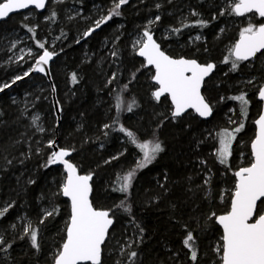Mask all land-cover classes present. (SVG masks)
<instances>
[{"label":"trees","instance_id":"16d2710c","mask_svg":"<svg viewBox=\"0 0 264 264\" xmlns=\"http://www.w3.org/2000/svg\"><path fill=\"white\" fill-rule=\"evenodd\" d=\"M115 1L48 0L41 13L30 9L0 22V87L10 85L0 93V204L15 200L0 217V237L5 240L0 245V264H52L49 256L60 251L70 217L67 201L60 196L65 181L62 168L47 164L57 124L51 87L43 74L30 73L43 51L38 42L45 48L53 43L51 51L56 53L50 72L61 106L59 147L72 151L70 160L80 173L89 171L93 176V206L108 210L114 218L101 264L221 263L222 251L217 248L223 243L222 232L215 218L229 210L239 154L251 156L254 121L261 112L257 94L264 85V55L239 62L236 70L231 68L232 58L224 62L242 31L241 17L231 13L233 0H128L119 9L121 15L95 28L101 9L108 14ZM148 18L155 20L150 31L168 55L215 64L203 86L206 100L215 103L209 119L190 111L173 119L167 96L159 102L150 97L153 85L145 74L153 69L145 67L131 47L132 34L143 33ZM261 23L255 16V24ZM15 34L28 41L31 53L11 51ZM248 75L256 87L241 90L238 83ZM17 76L23 79L13 84ZM241 94L248 100L246 114L240 102L231 99ZM117 95L125 109L135 100L132 112L116 110ZM230 109L241 118L243 128L222 164L217 155L219 134L228 129L224 115ZM121 125L138 142L158 139L164 149L138 170L127 193L118 190L122 177L137 166L143 153L119 131ZM102 157L108 160L99 163ZM251 163L252 158L245 165ZM206 169L211 175L209 191L200 180ZM48 200L54 202L55 211L41 218V204ZM260 208L264 210V205ZM23 210L34 217L31 229L37 231L38 248L32 246L30 234L21 239L7 228ZM188 232L194 236L195 262L183 244ZM131 233V245L106 255L112 241ZM5 245L7 253L2 249ZM133 251L135 257L130 256Z\"/></svg>","mask_w":264,"mask_h":264},{"label":"snow or ice","instance_id":"6c2138e0","mask_svg":"<svg viewBox=\"0 0 264 264\" xmlns=\"http://www.w3.org/2000/svg\"><path fill=\"white\" fill-rule=\"evenodd\" d=\"M127 3L128 0L114 2L108 15L95 22V28H99L101 24L111 20L113 16L121 15L119 9ZM45 4L46 0H4V2H0V18H6L13 11L27 9L32 5L36 9H43ZM231 13L237 16L253 13L264 18V0H233ZM54 15L55 13H53ZM159 19L160 17L157 16L156 20ZM200 23L203 24L202 21ZM95 28L85 32L84 35H90ZM29 31H34V29L29 28ZM174 31H179V29H174ZM136 44L139 45L138 55L146 59L147 65L155 68L152 79L158 88L153 91L152 95L158 102L166 94L170 97L173 106L171 110L173 119L181 117L188 109L195 110L201 117H208L212 114V107L201 94V87L205 77H208L215 68L214 64L203 65L194 59L172 58L161 50L160 44L156 42L148 28L143 32V39L137 40ZM38 47L44 51L36 59L35 67L32 70L44 72V66L53 59L56 53L48 51L44 43L38 42ZM262 50H264V24L257 26L249 23L241 31L239 41L230 50L229 56L225 57L224 62L228 63L229 59L232 58L231 68L236 70L239 62L247 61L255 57L257 53L264 55ZM113 54L115 55V53ZM27 75L29 73L25 72L24 76ZM20 79H23V76H17L12 83L14 84ZM72 80L76 82L75 74L72 75ZM7 87L10 85L4 84L0 87V91ZM125 89H127V85H125ZM259 97L264 100V88L259 90ZM231 99L239 101L241 112L246 114L248 100L245 95L233 96ZM115 100V107L118 112L121 110L133 111L135 100L128 103L126 109L124 101L119 95L116 96ZM256 124L259 126V132L251 145L253 162L250 166L240 168L235 172L238 179L231 199L230 211L225 215L216 217L223 228V243L217 248L218 252L222 251V264H264V210L260 208V205H264V114L260 115ZM105 127L107 128L109 125H105ZM242 128L243 124L241 123L234 130L224 129L219 134L220 146L217 155L220 163H227L231 156L232 143ZM40 131L43 129L41 128ZM119 131L125 133L131 143L135 144L143 153L142 159L137 163V168L147 167L164 150L158 139L141 143L138 142L132 131L122 125ZM53 143L50 141L49 147H52ZM68 156H70V151L61 148L58 151H53L47 161L48 165L62 164L64 166L67 171V178L63 184L62 193L71 201V216L66 228V240L56 255L54 264H101L102 245L105 244L113 220L110 218L109 211L98 210L93 207L89 199V194L92 191L89 182L92 180V175H79L76 165L66 159ZM135 171L136 169H133L122 177L119 191L128 192ZM121 205H123V201ZM129 210L125 209V211ZM7 211V207L0 210V217H3ZM46 215L51 216L53 212H48ZM26 234H30L32 246L38 248L37 231L32 230L30 224L26 229ZM193 241V234L188 232L183 244L191 251V259L195 262L198 254ZM4 244L5 240L0 237V245ZM7 247H11V244H8ZM136 255L135 251L130 253L131 257Z\"/></svg>","mask_w":264,"mask_h":264},{"label":"rangeland","instance_id":"374dc122","mask_svg":"<svg viewBox=\"0 0 264 264\" xmlns=\"http://www.w3.org/2000/svg\"><path fill=\"white\" fill-rule=\"evenodd\" d=\"M2 1V0H1ZM64 0H54V2L56 3H59V2H63ZM116 2V1H115ZM230 5H232V3H230ZM108 11L107 9L105 10V12H103V10L101 9L100 11V15L98 16V19H101L102 17L108 15L107 12ZM28 15H32V13H29ZM255 16H257L256 14H253V13H250V14H247L243 17H241V20L240 22L238 23L239 24V27L243 30L245 27H247L249 25V23L253 24V25H256L255 24ZM155 21L154 19L152 18H148L147 21H146V24H145V29L148 28L149 30L150 29V25L151 23L150 22H153ZM199 37V36H197ZM196 37V40H198ZM140 39H143V34L142 33H139V32H135L132 34L131 36V47L133 50H135V52L137 51V49L139 48V45L136 44V41L137 40H140ZM200 39V37H199ZM53 46V43L50 44V46L48 48H46L48 51H51V48ZM11 51L15 54V55H24L26 53H31V50H30V45L28 44V41L23 37V36H18V34H15L13 40H12V48H11ZM44 51V49H43ZM42 51V52H43ZM140 69V68H139ZM140 70H138L137 72H139ZM145 75H148L149 76V81H151V78L153 76V73L151 72H147V74ZM254 81V78H252V76L248 75V76H243L241 78V80L239 81L238 85H243V88L242 89H245L248 85H251ZM153 85V89L149 92L150 93V97L151 98H154L152 93L153 91L156 89V86L152 83ZM245 86V87H244ZM250 87L254 88L256 87L255 84L251 85ZM221 100V99H220ZM171 104V103H170ZM212 107L214 108L215 106V103H212L211 104ZM172 110V106L170 105L169 107V111L171 113V110ZM192 112V111H190ZM194 113V112H193ZM257 118V117H256ZM224 119L226 120V123H227V127L228 129L231 131L233 130V128L235 127H239V125L242 123L241 122V118L239 116H237V113L234 109H230L225 115H224ZM145 141H154L152 138L150 139H146L144 140L143 142ZM98 149H101L100 147ZM143 155L140 156L139 158H137V162H136V165L137 163L142 159ZM250 158H252V156H249L247 155L245 152L243 153H240L239 154V158H238V163L236 165V169H235V172L241 168V167H245V166H248V165H245L247 164L249 161H250ZM107 161L108 158L104 159V157H102L100 160H99V163H101L100 161ZM98 162V161H97ZM202 165L203 167H205V164L202 162ZM250 165V164H249ZM54 166V165H53ZM57 167V166H55ZM61 169V168H60ZM133 169H136L135 171V175L134 177L138 174V170L140 168H133ZM132 169V170H133ZM62 170V169H61ZM60 172V171H59ZM63 172V170H62ZM64 173V172H63ZM89 171L85 174H88ZM128 173V172H127ZM125 173V175L127 174ZM200 173L199 172V175H197V178L200 176ZM196 178V179H197ZM52 180H50V182L52 183V181L54 182L55 179L54 178H51ZM210 179H211V175H210V172L208 169H206V171L204 170L202 172V175L200 177V180L202 181V184L208 188V191H209V185H210ZM133 182V180H132ZM64 184V182H63ZM62 187L63 185H61V188H60V196L62 197ZM59 191V189H58ZM63 198V197H62ZM64 199V198H63ZM66 200V199H64ZM67 201V200H66ZM15 203V200L14 201H9V204L8 203H2L0 204V210H3L4 208H9L10 206H12L13 204ZM67 204H68V210H69V202L67 201ZM54 202H52V200H48L46 202V204H41V207H40V214H42L41 218H44L46 217V213L48 212H53L54 210ZM69 213H70V210H69ZM111 214V213H110ZM111 216L113 217V215L111 214ZM36 218V216H35ZM34 219V217H33ZM32 217L30 216L29 213H27L26 211L23 210L22 213H20L19 215H17L14 220L12 222H9L8 225H7V228L9 229L10 228V231L18 238H21V239H24V235L26 234V229L28 228V225L32 224ZM69 221V219H68ZM68 225V224H67ZM67 225L65 227V232H66V228H67ZM134 234L131 233L130 236H126V237H121L119 239H117L116 241H112V248L110 249V251L108 252V254L106 255H111V253L113 252H119V251H123L127 245H131L133 242H134ZM63 244V243H62ZM7 245V244H6ZM6 245L2 247L3 251L4 252H8V250H4L6 249ZM217 245V244H216ZM62 246V245H61ZM58 250H54L53 253L51 254V256H49V262L51 261V263H53L56 255L58 254Z\"/></svg>","mask_w":264,"mask_h":264},{"label":"water","instance_id":"95a60500","mask_svg":"<svg viewBox=\"0 0 264 264\" xmlns=\"http://www.w3.org/2000/svg\"><path fill=\"white\" fill-rule=\"evenodd\" d=\"M0 2H4V0H2V1H0ZM47 3H48V0H46V4H45V8H46V5H47ZM45 8H43V9H36L35 8V6L34 5H32V6H29V8H27V9H20V10H16V11H13L12 13H10L9 14V16L8 17H6V18H0V22H2V21H5V20H7L9 17H11L12 15H15V14H17V13H21V12H25V11H28V10H30V9H33V10H35L36 12H38V13H41V12H43L44 10H45ZM248 14H250V13H248ZM245 15H247V14H245ZM244 15V16H245ZM257 16H258V14H256ZM237 16V15H236ZM237 17H243V16H237ZM259 17V16H258ZM259 18H261V17H259ZM262 19V23L261 24H264V18H261ZM144 32V31H143ZM152 33V35H153V38L155 39V36H154V34H153V32H151ZM143 34V33H142ZM239 39H240V35H239V37L237 38V40L235 41V43H234V45L239 41ZM156 40V39H155ZM156 42H157V40H156ZM158 43V42H157ZM159 44V43H158ZM233 45V46H234ZM161 46V45H160ZM139 49V48H138ZM138 49H137V51H136V55H137V57L138 58H140L141 60H143V62H144V65H145V67H147V68H152L153 69V76H154V74H155V68L153 67V66H151V65H147V61H146V59L144 58V57H141V56H139L138 55ZM161 50L162 51H164L162 48H161ZM262 51H264V50H262ZM165 52V51H164ZM166 53V52H165ZM43 54V52L40 54V55H42ZM167 54V53H166ZM257 54H259V53H257ZM168 55V54H167ZM170 56V55H169ZM39 58V56L36 58V59H38ZM172 58H174V59H180V58H184V57H178V58H176V57H172ZM184 59H188V58H184ZM254 59V57H252V58H250L249 60H247V61H251V60H253ZM36 61V60H35ZM51 62H52V60L51 61H49V63L47 64V65H45L44 66V68H45V71L44 72H37V71H33L32 69L35 67V62H34V64H33V66H32V68H31V71H30V73L31 74H33V73H39V74H43L45 77H46V79H47V82L49 83V85H50V87H51V99H52V105H53V109H54V114H55V117H56V120H57V124H56V128H55V133H56V136H55V138H54V140L52 141V142H54L53 143V145H52V147H50L51 148V150H52V152L53 151H58L59 149H61V147H59V144H58V141H59V133H58V128H59V124H60V122H61V106H60V104H59V102H58V100H57V97H56V92H55V88H54V86H53V82H52V78H51V72H50V65H51ZM198 62V61H197ZM199 63V62H198ZM210 63H212V64H214L213 62H210ZM200 64H203V63H200ZM208 64V63H207ZM203 65H206V64H203ZM215 65V64H214ZM214 70H215V68L213 69V71L210 73V75L208 76V77H205V81L207 80V79H209V77L212 75V73L214 72ZM152 76V77H153ZM205 81H204V83H205ZM151 82L156 86V89L158 88V85L155 83V81L153 80V79H151ZM204 83L202 84V87H201V94L203 95V86H204ZM261 88H264V85L261 87ZM260 88V89H261ZM155 89V90H156ZM259 89V90H260ZM154 90V91H155ZM2 91H0V93H1ZM165 96H167V94L165 95ZM204 96V95H203ZM168 97V96H167ZM168 99H169V101H170V103H171V100H170V97H168ZM257 99L261 102V112H260V114L257 116V118L255 119V121H254V126H255V135H254V138H253V140L251 141V143H250V151H251V156H252V162H253V155H252V148H251V145H252V142L255 140V138H256V136H257V134H258V132H259V126L256 124V121L259 119V117H260V115H262V114H264V100H261L260 99V97H259V91H258V94H257ZM205 100H206V98H205ZM206 102H208L207 100H206ZM209 103V102H208ZM210 104V103H209ZM171 106H172V104H171ZM210 106L212 107V105L210 104ZM173 107V106H172ZM189 111H192V112H194V114L198 117V118H200V119H202V120H207V119H209L211 116H212V114L210 115V116H208V117H201V116H199V114L198 113H196L195 112V110H193V109H188L184 114H186L187 112H189ZM212 113H213V108H212ZM184 114H182V115H184ZM63 149H65V148H63ZM67 150H69V149H67ZM70 151V156H68V157H66V159L67 160H69V162H71V160H70V157H71V154H72V151L71 150H69ZM72 163V162H71ZM74 164V163H73ZM251 165V164H250ZM250 165H248V166H250ZM54 166H59V167H61L62 168V170H63V172H64V175H65V181H64V183L66 182V178H67V171L65 170V168H64V166L62 165V164H54ZM248 166H245V167H248ZM241 168H243V167H241ZM240 169V168H239ZM238 169V170H239ZM237 170V171H238ZM77 172H78V174L79 175H87V174H84V173H80L79 171H78V169H77ZM93 177V176H92ZM235 178H236V183H237V177L235 176ZM90 183V185H91V189H92V180L89 182ZM236 183H235V185H236ZM235 191V190H234ZM234 193V192H233ZM91 195H92V191H91V193L89 194V199H90V201H91ZM233 196V195H232ZM62 197L64 198V199H66L68 202H69V210H70V216H71V201H70V199L68 198V197H65L64 195H63V193H62ZM232 199V198H231ZM258 204H259V202H258ZM94 207V206H93ZM230 207H231V201H230ZM230 207H229V210H228V212L230 211ZM95 208V207H94ZM96 209H98V210H106V209H99V208H96ZM106 211H108V210H106ZM228 212H226V213H224V214H220V215H225V214H227ZM109 214H110V212H109ZM220 215H218V216H220ZM217 216V217H218ZM110 218H112V220H113V223H114V218L111 216V214H110ZM255 218V217H254ZM70 222V217H69V221H68V223ZM215 222H216V224L219 226V228H220V230H221V232H222V235H223V228H222V225H220L219 223H218V221H217V219L215 218ZM68 226V225H67ZM112 226H113V224L109 227V231H110V229L112 228ZM109 231H108V234H109ZM107 237H108V235H107ZM107 237H106V240H107ZM65 240H66V232H65V239H64V242H65ZM106 240H105V242H106ZM63 242V243H64ZM223 242V241H222ZM103 246L104 245H102V249H103ZM61 248H62V246H61ZM61 250V249H60ZM101 260H102V254H101ZM54 261H55V259H54ZM54 261H53V263L52 264H54ZM220 264H222V260H221V263Z\"/></svg>","mask_w":264,"mask_h":264}]
</instances>
